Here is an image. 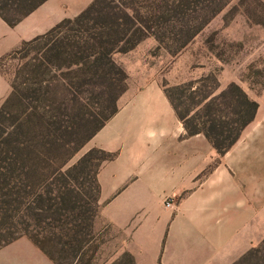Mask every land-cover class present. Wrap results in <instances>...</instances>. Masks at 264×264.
I'll use <instances>...</instances> for the list:
<instances>
[{
	"label": "trees",
	"instance_id": "1",
	"mask_svg": "<svg viewBox=\"0 0 264 264\" xmlns=\"http://www.w3.org/2000/svg\"><path fill=\"white\" fill-rule=\"evenodd\" d=\"M47 1L0 0V18L15 27ZM232 1L94 0L75 18L24 41L8 56L19 63L11 92L0 105V249L26 237L54 264H91L100 248L90 239L100 213L97 175L114 155L94 148L101 155L92 179L95 195L82 205L75 188L61 179V170L119 110L129 84L114 55L133 50L148 37L156 39L159 49L178 55ZM251 2L255 10L258 5L264 9L263 0ZM254 18L264 26V10ZM213 80V86L202 78L164 87L186 136L205 135L222 156L255 120L259 103L240 85L219 91ZM91 94L99 96L100 111L84 121L97 124L77 141L76 131L69 133L62 122ZM186 96L192 106L182 110ZM67 134L74 141L66 140ZM263 255L264 240L233 264H264ZM109 264L138 263L125 251Z\"/></svg>",
	"mask_w": 264,
	"mask_h": 264
},
{
	"label": "crops",
	"instance_id": "2",
	"mask_svg": "<svg viewBox=\"0 0 264 264\" xmlns=\"http://www.w3.org/2000/svg\"><path fill=\"white\" fill-rule=\"evenodd\" d=\"M45 4L36 15L42 22L22 39L53 27ZM5 75L0 69V105L8 96ZM132 86L89 141L114 155L97 175L98 220L123 236V251L138 264H233L264 240V98H253L255 120L220 156L205 135L186 136L161 82ZM0 264L54 262L20 238L0 249Z\"/></svg>",
	"mask_w": 264,
	"mask_h": 264
},
{
	"label": "rangeland",
	"instance_id": "3",
	"mask_svg": "<svg viewBox=\"0 0 264 264\" xmlns=\"http://www.w3.org/2000/svg\"><path fill=\"white\" fill-rule=\"evenodd\" d=\"M93 1L49 0L42 9L50 11L52 18L49 23L56 25L62 19L75 18ZM252 4L251 0H233L178 55H172L164 48L159 49L156 39L148 37L129 52L116 53L114 60L125 69L128 74V84L133 85L135 89L149 81H159L163 85L175 87L206 78L208 79L206 83L210 86L214 85L213 79L217 80L220 84L219 91L227 88L231 83H236L251 98L263 99L264 26L259 24L254 16L261 14L264 9L258 5L259 9L255 10ZM250 8L251 14L248 13ZM39 11L35 16L39 15ZM29 18V21L21 26H18L21 23L15 27L0 24V69L6 74L7 95L11 92L10 83L19 63L15 58L8 56L27 41L22 38L32 29V23L42 22L39 16ZM41 18L45 19L44 16ZM2 59H5L3 64ZM57 100L62 102L63 99L58 97ZM84 101L80 110H76L72 116L66 117L62 122L63 129L69 133L76 131L77 141L79 138L87 137L97 124L96 121L88 123L84 118L92 119V115H97L100 111V99L97 94L87 96ZM184 101L182 110L192 106L187 96ZM75 136L67 134L66 140L74 141L72 139ZM90 152L91 155L78 168L70 170ZM100 156V153L94 151L88 142L61 170V174L64 173L61 179H65L68 188H75L80 205L91 202V198L95 195L92 179L98 164L97 158ZM85 215L89 217L91 213L87 211ZM94 221V237H90L92 240L94 238V242L91 245H98L100 248L91 264H109L123 254V236H120L117 230H112L100 222L98 217ZM90 255L86 257V263L89 262ZM64 262L71 263V261Z\"/></svg>",
	"mask_w": 264,
	"mask_h": 264
},
{
	"label": "built area",
	"instance_id": "4",
	"mask_svg": "<svg viewBox=\"0 0 264 264\" xmlns=\"http://www.w3.org/2000/svg\"><path fill=\"white\" fill-rule=\"evenodd\" d=\"M166 205H167V206H173V205H174V202H169V201H167V202H166Z\"/></svg>",
	"mask_w": 264,
	"mask_h": 264
}]
</instances>
